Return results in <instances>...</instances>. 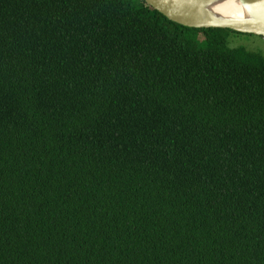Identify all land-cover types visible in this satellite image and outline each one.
Here are the masks:
<instances>
[{"label": "trees", "instance_id": "obj_1", "mask_svg": "<svg viewBox=\"0 0 264 264\" xmlns=\"http://www.w3.org/2000/svg\"><path fill=\"white\" fill-rule=\"evenodd\" d=\"M143 0H0V264H264V56Z\"/></svg>", "mask_w": 264, "mask_h": 264}, {"label": "water", "instance_id": "obj_2", "mask_svg": "<svg viewBox=\"0 0 264 264\" xmlns=\"http://www.w3.org/2000/svg\"><path fill=\"white\" fill-rule=\"evenodd\" d=\"M168 20L188 28L228 29L264 38V0H143Z\"/></svg>", "mask_w": 264, "mask_h": 264}, {"label": "rangeland", "instance_id": "obj_3", "mask_svg": "<svg viewBox=\"0 0 264 264\" xmlns=\"http://www.w3.org/2000/svg\"><path fill=\"white\" fill-rule=\"evenodd\" d=\"M232 47L242 46L249 51H254L264 56V38L255 35H233L229 39Z\"/></svg>", "mask_w": 264, "mask_h": 264}]
</instances>
